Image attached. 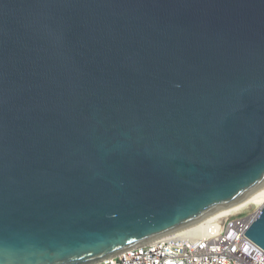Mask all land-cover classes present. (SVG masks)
Listing matches in <instances>:
<instances>
[{
	"label": "water",
	"instance_id": "obj_1",
	"mask_svg": "<svg viewBox=\"0 0 264 264\" xmlns=\"http://www.w3.org/2000/svg\"><path fill=\"white\" fill-rule=\"evenodd\" d=\"M263 188L264 0H0V264H97Z\"/></svg>",
	"mask_w": 264,
	"mask_h": 264
},
{
	"label": "built area",
	"instance_id": "obj_2",
	"mask_svg": "<svg viewBox=\"0 0 264 264\" xmlns=\"http://www.w3.org/2000/svg\"><path fill=\"white\" fill-rule=\"evenodd\" d=\"M261 208L252 205L223 218H211L182 234L97 264H264V250L244 236Z\"/></svg>",
	"mask_w": 264,
	"mask_h": 264
},
{
	"label": "bare ground",
	"instance_id": "obj_3",
	"mask_svg": "<svg viewBox=\"0 0 264 264\" xmlns=\"http://www.w3.org/2000/svg\"><path fill=\"white\" fill-rule=\"evenodd\" d=\"M252 205L260 207V208L264 205V188L261 191H259L255 194L251 195L250 197L246 198L245 200H243V201H241V202H239L233 206H230V207H227V208L221 210L220 212H218L217 214H215L212 217H213V219H214V217L215 218H223V217L229 216L233 213L239 212L242 209L247 208V207L252 206ZM209 219H207L206 221H208ZM206 221H204V222H206ZM179 234H182V233H179ZM164 239H167V238H164Z\"/></svg>",
	"mask_w": 264,
	"mask_h": 264
},
{
	"label": "rangeland",
	"instance_id": "obj_4",
	"mask_svg": "<svg viewBox=\"0 0 264 264\" xmlns=\"http://www.w3.org/2000/svg\"><path fill=\"white\" fill-rule=\"evenodd\" d=\"M252 210H256V208H253Z\"/></svg>",
	"mask_w": 264,
	"mask_h": 264
}]
</instances>
